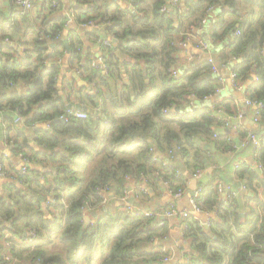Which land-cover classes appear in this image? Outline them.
I'll list each match as a JSON object with an SVG mask.
<instances>
[{
  "label": "trees",
  "instance_id": "trees-1",
  "mask_svg": "<svg viewBox=\"0 0 264 264\" xmlns=\"http://www.w3.org/2000/svg\"><path fill=\"white\" fill-rule=\"evenodd\" d=\"M147 1L131 0L132 8L138 12ZM167 1L171 2L153 0L149 11L134 18L131 23L127 22L129 15H132L131 10L116 6L115 11L110 13L109 8L112 6H109L107 0H79V5L74 8V22L79 24L90 21L102 25L105 34L119 40L116 49L129 54L134 60L127 71L128 81L113 95L108 80L115 75L114 71L118 67L115 54L111 53L114 46L102 43L104 61L109 68L104 74L102 69L90 65V53L83 51L78 32L72 30L69 34L70 68L84 61L81 78L103 98L105 123L101 116L94 119L89 113L86 118L73 119L69 123L55 120L54 117L60 112L51 116L49 109H57L62 104L57 96L58 81L55 78L59 75V68H43L41 57H38L40 64L36 65L25 48L16 56L1 52L0 112L4 122L0 121V135L4 126L12 154L26 156V142L21 141L23 134L16 127L21 122L17 119L18 114L26 123L49 119L51 128L40 129L36 142L46 149L51 148L49 146H60L63 152L57 153L55 159L64 163L58 166L56 182L50 187H34L29 169L27 176L19 174V179L26 181L27 187H13L8 182L10 186L5 187V193L0 192V264H5L2 256L7 251L5 240L13 243L9 251L14 264H68L62 255L50 253L47 249L57 233H60L63 241L74 245L84 264L160 262L161 253L148 243L165 231L153 224L152 217L131 215L116 208L114 212H102L94 225L83 227L79 208L83 199L97 206L100 201L97 187L106 185L116 196H121L124 188L122 178L126 174L142 173L136 177L144 176L152 181L157 178V173L170 181L171 188L184 186L186 177L177 174L172 164L162 166L160 159H153L151 146L165 154L170 151L176 155L178 153L183 157L188 172L205 166L204 158L208 156L195 145L194 138H211L214 126L221 121L215 116L213 107L194 106L189 108L191 111L182 108L190 107L191 103L194 105L193 98L201 99L215 91L217 78L207 76L212 62L201 61L176 77L171 74L170 68L176 65L174 37L186 28L185 21L200 20L208 6L221 2L227 4L230 10L215 18L211 31L217 40L234 28L241 32L219 54V62L223 64L229 58L237 59L232 71L243 82L246 98L263 104L258 108V135L261 133V142L256 156L262 169L259 173L251 168V164L245 163L235 171L238 178L245 179L246 185L252 190L250 200L255 202V206L243 217L232 206L220 209L217 212L219 221L212 224L217 230L211 228L212 235L203 231L197 219L183 220L187 225L185 236H191L192 247L197 252L195 255L189 251L185 255L188 258L186 264H264V0H184L186 10L183 13L177 12L178 24H174L168 11L161 10ZM242 1L252 5L248 16L237 15ZM18 17L14 15V19L8 20V25L17 33L18 39L27 45L17 25L18 19L26 21L27 18L24 13ZM46 19L39 27L44 32H47V24L53 34L64 28L62 16L51 19L48 15ZM35 31V48L41 54L47 47H43L37 40V28ZM86 37L95 42L101 35L90 30ZM48 56H62L61 48L54 47ZM109 103L115 107L113 113L106 108ZM218 105L227 108L231 106L229 102L223 101ZM174 106L180 107V111H173ZM167 108L169 112L165 111ZM119 116H122L121 119H118ZM14 129L15 133L10 134ZM110 131L113 135L108 136ZM137 133L142 137H137ZM125 138H134L139 142L141 148L137 152V159H118L112 165H108L109 160H105L106 164L89 180L88 187L65 205L61 196L64 188L62 181L72 172L70 162L78 157L89 159L92 148L98 146L97 142L100 144L106 141L121 146ZM148 138L153 139L154 144ZM210 143L222 151L231 147L230 140L224 136L214 138ZM107 155V158L111 157V153ZM4 169L6 175L7 168L4 166ZM201 186L202 208L211 210L217 201V195L212 189V178ZM259 190L262 191L261 195ZM41 196L46 200L54 198V204H50L52 207L48 206L44 211ZM28 227L35 228L37 235L31 243L25 242ZM97 251L101 253L100 260L93 261Z\"/></svg>",
  "mask_w": 264,
  "mask_h": 264
},
{
  "label": "crops",
  "instance_id": "crops-1",
  "mask_svg": "<svg viewBox=\"0 0 264 264\" xmlns=\"http://www.w3.org/2000/svg\"><path fill=\"white\" fill-rule=\"evenodd\" d=\"M152 1L153 0H148L142 6V10L136 12L132 8L131 0H107L109 6H112V8H109L110 13H113L115 11L116 6L120 7L123 10L128 9L132 11V15H129V17L127 18V22L129 23H131L134 18L142 16L145 11H149ZM52 2L53 0H33V7L29 11L24 12L27 20L22 21L18 19L17 25L19 26L21 35L25 36L24 39L27 42L26 45L18 39L19 36L17 37V33L8 25V20L14 19V15L18 17L21 14L16 3L14 2V0H0V56L2 55L1 52L5 54H13L16 56L17 53L22 52L21 50H19V46H22L28 50L29 54L33 57V62L36 65L40 64V59H38V57H41V60L44 63L42 64V66L44 65L43 68H50L52 66H57L59 68V75L55 78H57L58 81L57 96L60 97V102L62 104L57 109H49V113L51 114V116H55L54 114L56 112H65L70 109L79 110L76 108V105H83L86 107V110L80 111L89 113L94 119L99 116L103 118L105 117L103 110V98H100L98 96V92L94 87L92 88L90 84L87 83V81L81 78V74L75 72L76 66H72L70 68L69 34L72 30H76L81 37L83 51H85L86 54H92L95 59L101 58L102 60H104V43L108 46H114L111 53L115 54L114 56L118 62V67L114 71L115 75L109 77L108 80V84L109 87H111L110 90L113 91V95L116 94L115 92L117 90H120L122 88L124 82L128 81L129 75L127 74V71L129 70L130 66L134 64V60L129 54H125L116 49L115 46L119 44V40H117L113 35L110 36L105 34L102 25L97 24L96 27V22H92L94 24L92 25L90 21L79 24L73 21L74 8L79 5V0H58L57 6H53ZM184 5V0H171V2L167 1L165 5H163L166 6V8L169 10L171 17L174 19V24H178V19L176 18V16L178 15L177 12L183 13L182 11L186 10ZM251 6V4L245 3L244 1L240 2V10L237 11V15L242 14V16H248L249 8H251ZM228 10H230V8L228 9V5L224 4L223 2L219 4H213L207 7L206 13L200 20L185 21L186 28L179 35H176L174 37L173 45L176 65L172 66L170 68V71L175 70L179 75L187 68L195 66L201 61L207 60L209 62V60H212V64L216 66L218 71L213 72L210 69V72L207 73V76H210V78H217L215 90L218 89L219 91L215 96L210 98L212 100V103L210 105L203 106L211 107L216 102H229L231 106H229L228 108L224 106L222 107V115L237 117L238 114L241 113V119H232L230 121V125L223 127V125H221L220 123L216 124L213 128L214 133H218L219 136H224L226 138L234 137V140L238 141L243 135L242 133H245L248 129H253L256 133H258L259 125L257 122V124L253 123L251 126L254 108L245 103L246 91L244 89H232L230 83V74L232 72V66L237 59L229 58V60L221 64L220 68L214 62V49L216 48V46H221V50L219 52L220 54L225 49L226 45L238 36L234 32L239 29L234 28L229 31L222 39H216V42H211L209 40L212 22L219 15L227 13ZM66 14H69V19L66 17ZM48 15H50L51 19H54L59 15L64 19V28L59 33L53 34L50 31L49 24L46 25V28H48L46 29L47 32H44V29L39 28L40 25L45 22V20H47L46 16ZM10 16L11 18H9ZM230 18H232V16H230ZM35 28H37V40L41 42L43 47H47L43 51H41V54L35 48ZM90 30H95L97 34L101 35V38H99V40L95 42L89 41L86 37V33ZM187 32H192V34L189 33V41H187V43L182 46L178 43V41L180 39H183L186 36ZM201 42L206 43L208 49L207 51L198 47V43L200 45ZM54 47L61 48L62 56H48L51 55ZM39 69L41 70L42 67H40ZM102 71L104 74H106L109 71V68L107 67L106 70ZM252 78H255V75H252ZM32 87L33 84H31V88ZM229 87L232 89V91L229 89ZM222 90L225 94L222 97H218V94ZM94 98H97V101H95ZM174 107L172 109L173 111H175ZM106 108L111 113H113L115 109V107L110 103L107 104ZM187 108L188 107L186 106L182 109L187 110ZM178 111H180V107ZM2 117L3 114L2 112H0V121H3ZM121 117L122 116H119L118 119H121ZM18 118L21 122L16 127L17 129L20 128L23 134V136L21 137V141L25 140L26 142L24 144L27 145L24 148V153L26 154V156L22 154L24 157L21 158L20 154L18 156H14L12 154L10 144L6 139L4 126H2L0 135V161H4L3 165L5 166V168H7L8 174V176H6L7 174L4 176L0 175V192L3 194L5 193V187L10 186L8 182L12 183L13 187H27L26 181L23 182V179H19V177L20 175L27 176L29 169H31L30 173L32 172L31 179L33 181L34 187H50L56 182L58 166L64 163L59 162L57 159H55L57 153L59 154L63 152L60 146H49L53 149V151H51V148H42L38 144V142H36L40 133V129L51 128V121L49 119L46 121L40 120L26 123L22 116L19 115V117L17 116V119ZM103 119L105 123L106 118ZM55 120L57 119L55 118ZM237 124H239V128L237 133H234L233 126ZM15 129L11 131L10 134L15 133ZM108 133V136L113 135L111 131ZM262 133H264V129L262 130ZM139 134L140 133H137L136 136L142 137ZM259 138L261 140V133H259ZM212 139L214 138L196 137L194 138V143L196 146L203 149L208 156V158H204L205 166L206 163H208L209 165L218 166L216 168H211V171L208 173L209 180L210 178H212V180L219 178L223 182L231 185L234 189L239 190V193L231 206L232 208H236L240 216L243 217L250 211L252 206H255V202L250 200L252 190L248 188L244 178L242 179L236 176V169H234L232 162L230 163L228 161L226 149L222 151L220 148H217L216 145L210 143ZM148 140L149 142H151V144H154L153 139L148 138ZM96 144L98 146L95 149L92 148L90 152L91 157L89 159L78 157L70 162L72 172L69 173L67 175V178L62 181V187L64 188L61 190V196L62 199H65V201H69L70 199L75 198L78 194L82 193V191L86 187H88L87 183L90 179L94 178L97 171L100 170L101 166H104L106 164L105 160H109V162H107L108 165L115 164L118 159L136 160L137 152H139L141 148L139 147V142L134 138H125V140L121 142V146H118L117 144H109L106 141L100 144H98L97 142ZM224 148L225 147H223V149ZM107 153H111L112 158H107ZM253 153L254 148L249 145L239 152V155L236 157V159L240 157L245 159L248 164H251L253 160ZM177 155L179 154L177 153ZM177 155L170 161V163L175 166L176 169L184 171L185 169H187L186 165L181 159H178L179 157ZM151 156L153 159H165L166 154L155 146H151ZM23 162H26L28 165L27 172L25 174L21 173L20 166L25 165V163ZM140 174L142 173H134V176L130 174H126L125 176H123L122 179L124 181V188L122 195L116 196L114 194V191H112L113 196H110L111 198L109 202L101 205L97 204V206L94 207V210L91 214L95 218V223L97 221V218L101 216L102 212H114L116 208L123 210L125 203L119 200H121V197L124 196L125 193L128 194V202L132 206V208L141 212H161L171 205V203L173 202V194L168 191L165 184L163 183V177L155 173V175H158L156 176L157 178L152 181H148L147 177H136V175ZM72 176L74 178H72ZM171 189L176 190L177 188ZM259 193L261 195L262 191L259 190ZM189 197V194L186 192L183 196L175 200V206L178 209L189 208ZM130 199L133 200L130 201ZM203 217V215H200L198 216V219L203 221ZM152 218L153 224L159 226L162 230L165 231V233L163 235H160V237H155L157 238V242L159 243L158 247L156 246L157 248L154 249L155 251H159V247H165L168 250V253L170 255L173 254L174 256V249L178 248L181 252V256L180 260L177 263L184 262L185 256H183V254L185 255L186 253H189V251H192L193 253H195V255L197 254L196 250L192 247L191 236H185V230L183 229L184 221L182 218H179L178 216H152ZM219 219L220 218L217 213H212V224L219 221ZM212 224L210 225L211 227L202 226L203 231H206L209 235H212V229L217 230L215 225ZM53 239L54 241H52L47 246V249L50 253H59L67 260L68 264H84L81 255L79 254V256L76 250L71 251L73 253L68 250V245L73 244L63 241L61 239L60 233L55 234ZM100 255V251L95 252L93 261L100 260Z\"/></svg>",
  "mask_w": 264,
  "mask_h": 264
},
{
  "label": "built area",
  "instance_id": "built-area-1",
  "mask_svg": "<svg viewBox=\"0 0 264 264\" xmlns=\"http://www.w3.org/2000/svg\"><path fill=\"white\" fill-rule=\"evenodd\" d=\"M14 2L16 3V5H17V7L21 13L27 12L33 7V0H14ZM57 4H58V0H53L52 5L57 6ZM161 10L169 12V10L166 8V6H162ZM66 17L69 19V14H66ZM92 25H94V24L92 23ZM95 26L97 27V24ZM189 33L192 34V32H187L186 36L183 39H180L178 41V43L180 45L184 46L187 43V41H189L188 40V38L190 37ZM234 33L236 35H240V30H236ZM209 40L211 42H216V38L214 37L212 31H210ZM198 47L201 49H204L206 51L208 50L205 42H201L200 45L198 43ZM19 50L24 51V47L19 46ZM89 61H90V65L95 67V68H100L102 70L107 69V65L105 64L104 60H102L101 58L95 59L92 54H90V56H89ZM209 62H212V60H209ZM83 65H84V61L79 62V65H77L75 67V72L78 74H81V67ZM211 70L213 72L218 71L216 66L213 64H212ZM171 74L174 77H176L178 75L175 70L171 71ZM230 83H231L232 89H234V90H239V89L245 90L244 85L242 84L243 82L239 81V79L236 76V73L233 71L230 74ZM218 91L219 90L216 89L213 93L208 94L203 99L212 98L213 96H215L218 93ZM219 103H221V102H216L211 107L215 108V116L221 121V125H223V127L230 125V121L232 119H237V120L241 119V117H242L241 113H239L237 117H229L227 115H222L223 109H222L221 105H218ZM245 103L254 108V112L252 114V121H253V123L257 124L258 118H259L258 117V108H260L263 105L262 102H258V103L252 102L251 100L246 98V92H245ZM192 104L193 103L190 104L191 109L194 107V105H192ZM187 110L191 111L189 109V107L187 108ZM165 111L169 112V109L167 108V109H165ZM18 117H19V114H18ZM86 117H87L86 112H83L80 110H74V109H70V110H67L65 112L64 111L60 112L58 115L55 116V118L57 120H61L64 123H69L73 119H81V118H86ZM218 124H220V123H218ZM48 127H49V125H48ZM238 128H239V124L234 125L233 126V132L237 133ZM218 136H219L218 133H213L212 137L217 138ZM227 139L230 140V142H231V147L226 149L228 161L230 163L232 162L234 169H238L243 164L247 163L245 161V159L240 158V157H238L236 159V157L239 155V152L242 149H244L250 145L254 148V153L252 155L253 160L251 163V168L253 170H257V172L260 173L262 167H261V164L256 160L257 151L260 147V142H261L258 133H256L253 129H248V130H246L245 133H243V135L241 136V138L238 141H235L234 137H228ZM20 156H21V158L24 157L22 154H20ZM175 156H176L175 152L170 151L168 154H166L165 159L162 158L159 161L161 162L162 166L171 165L170 161ZM177 156L179 157L178 159H181L184 162V159L182 156H179V155H177ZM3 162L4 161H0V175L1 176L5 175V169H4ZM23 163H25V165H22L21 173L25 174L27 172V166L28 165L26 162H23ZM214 167L216 168L218 166L217 165H208V166H204V167H199V168L195 169L194 171H190V172H188L187 170L180 171V170L176 169L177 174H181V175H184L186 177L185 185L182 187H178L176 190L171 189V187H170L171 183L168 179H163V183L165 184L166 188L168 189L169 192H171L173 194V202L171 203V205L169 207H167L165 210H163L161 212H152V211L141 212L139 210H134L128 202V194L127 193H125V195L122 196L121 200H119V201H122L125 203L123 210L126 213L131 214V215H144L146 217H152V216L153 217H155V216L173 217V216H178L179 218H182L183 220L193 218V219H197L201 226H204V227L210 226L212 224V213H217L220 209H224V208L231 206L233 204V201L235 200V198L237 197V195L239 193L238 189H234L231 185L223 182L219 178L212 180V189L217 195V201L215 202L213 208L211 210H208V211L203 209L202 205H201L200 195H201V192L203 190L201 184H197L196 188L193 190V195H191V196L189 195L190 196L189 197V208L178 209L175 206V200L177 198H180L181 196H183L186 192L189 194L190 191H189L188 187H189L191 180L200 179L202 176L205 175V173H207L209 168L211 170V168H214ZM96 192L100 197V201H99L98 205L106 204L107 202L110 201V198H111L110 195L112 193V190L110 189V187H108L106 185L102 186V187H97ZM54 201H55L54 198L49 197L47 200L46 199L44 200L43 205L46 208L48 206L52 207L50 204H54ZM94 207L95 206H92L90 204L89 200H87V199L82 200V205L79 208V214H80V222H81V225L83 227H88V226L94 225L95 218L91 214L94 210ZM200 215L204 216L203 221L198 219V216H200ZM183 229L184 230L187 229L186 223H183ZM26 232H27L28 236L25 238V242L31 243L32 240L37 236L36 232H35V228L28 227L26 229ZM12 244L13 243L10 240H5V247L7 248V251L2 253L5 264H14V259H12V255L9 251ZM154 245H156L158 247L159 243H154ZM159 252L161 253V258L159 259L160 262L167 263V262L172 260L173 254L170 255L168 253V250L165 247H159ZM185 255L183 254V256H185ZM184 258H185V261L182 263L186 264L188 258H187V256H185Z\"/></svg>",
  "mask_w": 264,
  "mask_h": 264
},
{
  "label": "rangeland",
  "instance_id": "rangeland-1",
  "mask_svg": "<svg viewBox=\"0 0 264 264\" xmlns=\"http://www.w3.org/2000/svg\"><path fill=\"white\" fill-rule=\"evenodd\" d=\"M221 50V46L217 45L216 48L214 49V62L216 63V65L220 68L221 67V64L219 62V52ZM229 89L232 91V89L229 87ZM225 93H223V90L218 94V97H222ZM193 102H194V106H203V105H210L212 103V100L210 98H193ZM51 193V192H50ZM50 193H47V195H50ZM64 204L66 205L67 201H63ZM51 241H54V239L52 238ZM158 243L157 242V238H153L152 241H151V244L148 243L149 245H151L152 247H154V249H156V245H154V243ZM106 249V248H105ZM68 250L71 252V251H75L76 248L74 247V245H68ZM186 250H187V247H186ZM73 253V252H71ZM75 253V252H74ZM180 256H181V252L178 248L174 249V256L172 258L173 260V263L176 264L179 260H180ZM72 259V257H71ZM158 263V262H156ZM163 263V262H161Z\"/></svg>",
  "mask_w": 264,
  "mask_h": 264
},
{
  "label": "water",
  "instance_id": "water-1",
  "mask_svg": "<svg viewBox=\"0 0 264 264\" xmlns=\"http://www.w3.org/2000/svg\"><path fill=\"white\" fill-rule=\"evenodd\" d=\"M174 13V12H173ZM210 77V76H209ZM94 96V95H93ZM94 100L95 101H97V98H94ZM76 108L77 109H79V110H86V107L85 106H83V105H76ZM174 110L175 111H178L179 110V107L178 106H175L174 107ZM252 124H253V122L251 121V126H252ZM209 164L208 163H206V166H208ZM211 170H210V168L208 169V171H207V173H205V175L204 176H202L200 179H198V180H195V179H193V180H191V182H190V184H189V195L191 196V195H193V190L196 188V186H197V184H200V183H206V182H208L209 181V175H208V173L210 172ZM111 195L113 196V193H111ZM110 195V196H111ZM41 198V201H44V197H40ZM133 199H130V201H132ZM42 209L45 211V210H47V208L43 205L42 206ZM3 226V225H2ZM154 264H160V263H154ZM165 264H174L173 263V260H171L169 263H165Z\"/></svg>",
  "mask_w": 264,
  "mask_h": 264
},
{
  "label": "clouds",
  "instance_id": "clouds-1",
  "mask_svg": "<svg viewBox=\"0 0 264 264\" xmlns=\"http://www.w3.org/2000/svg\"><path fill=\"white\" fill-rule=\"evenodd\" d=\"M45 200V199H44ZM44 202V201H43Z\"/></svg>",
  "mask_w": 264,
  "mask_h": 264
}]
</instances>
